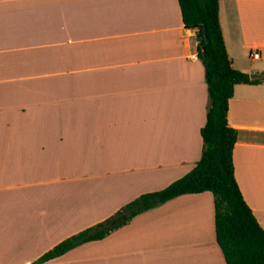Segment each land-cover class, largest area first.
Masks as SVG:
<instances>
[{
    "label": "crops",
    "instance_id": "obj_1",
    "mask_svg": "<svg viewBox=\"0 0 264 264\" xmlns=\"http://www.w3.org/2000/svg\"><path fill=\"white\" fill-rule=\"evenodd\" d=\"M219 18L233 66L264 73V0H219ZM197 46L179 0H0V264H227L209 191L36 263L200 160L210 97ZM228 119L264 228V81L235 85Z\"/></svg>",
    "mask_w": 264,
    "mask_h": 264
},
{
    "label": "trees",
    "instance_id": "obj_2",
    "mask_svg": "<svg viewBox=\"0 0 264 264\" xmlns=\"http://www.w3.org/2000/svg\"><path fill=\"white\" fill-rule=\"evenodd\" d=\"M184 25L197 30L198 57L205 67L210 104L201 129L200 160L184 176L161 190L146 192L106 219L63 239L41 255L44 263L89 241L100 240L136 215L184 194L214 196L215 235L227 264H264V228L246 202L235 175L238 131L228 119L229 101L238 83H260L233 66L219 18V0H179Z\"/></svg>",
    "mask_w": 264,
    "mask_h": 264
},
{
    "label": "water",
    "instance_id": "obj_3",
    "mask_svg": "<svg viewBox=\"0 0 264 264\" xmlns=\"http://www.w3.org/2000/svg\"><path fill=\"white\" fill-rule=\"evenodd\" d=\"M250 77L252 79H264V73H260V72H251L250 73Z\"/></svg>",
    "mask_w": 264,
    "mask_h": 264
},
{
    "label": "built area",
    "instance_id": "obj_4",
    "mask_svg": "<svg viewBox=\"0 0 264 264\" xmlns=\"http://www.w3.org/2000/svg\"><path fill=\"white\" fill-rule=\"evenodd\" d=\"M260 52H259V50H257V49H253L251 52H250V58L251 59H258V58H260Z\"/></svg>",
    "mask_w": 264,
    "mask_h": 264
}]
</instances>
